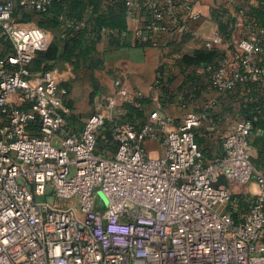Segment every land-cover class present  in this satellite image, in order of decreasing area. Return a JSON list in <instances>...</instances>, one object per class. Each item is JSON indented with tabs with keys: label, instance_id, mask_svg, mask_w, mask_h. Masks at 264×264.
Instances as JSON below:
<instances>
[{
	"label": "built area",
	"instance_id": "2783aa9c",
	"mask_svg": "<svg viewBox=\"0 0 264 264\" xmlns=\"http://www.w3.org/2000/svg\"><path fill=\"white\" fill-rule=\"evenodd\" d=\"M51 1L20 5L40 13ZM178 1L147 0L149 17L131 34L175 38L187 32L200 15L189 5L178 15ZM238 3L226 0L241 30L233 41L235 61L224 57L208 66L210 85L223 94L249 80L264 98V26L245 27L243 12L234 11ZM14 8L13 1L0 0V39L13 50L4 54L0 44V116L8 119L0 129V264H264V175L252 164L250 121L224 135L221 156L208 164L194 140L203 116L193 112L180 120L152 112L138 128L115 125L116 152H98L104 117L94 112L81 131L66 128V89L52 77L33 79L24 67L48 48L50 34L15 24ZM127 9L135 20V0ZM220 43L215 33L206 47ZM114 87L119 96L129 95L120 80ZM15 98L31 109L15 108ZM36 121L38 133L32 134L27 128ZM147 144H157L160 154L150 157ZM220 179L257 187L237 222L224 210L231 194L216 186ZM47 195L75 205H51Z\"/></svg>",
	"mask_w": 264,
	"mask_h": 264
},
{
	"label": "trees",
	"instance_id": "16d2710c",
	"mask_svg": "<svg viewBox=\"0 0 264 264\" xmlns=\"http://www.w3.org/2000/svg\"><path fill=\"white\" fill-rule=\"evenodd\" d=\"M15 3V8L12 14V20L15 24L35 25L38 28L50 34V42L45 51L37 52L33 58L24 64V67L33 76H40L50 73L54 70L57 64H66L73 69L85 67L90 73L95 70L102 69L104 60L100 51L99 44L103 39L106 40V50H117L125 48V36L130 33V19L127 16L128 0H52L50 7L45 12H34L26 10L20 5L21 0H10ZM147 0H135L136 4V23L135 29L140 28L143 21L148 19V11L146 9ZM226 0H221L215 4L211 10V18L216 22L218 30L225 41H231L230 33L232 28L228 30V25H235V18L229 12L228 7H225ZM238 4L234 7V11L243 12L245 27L262 28L264 26V5L261 2L264 0H238ZM177 14L182 15V10L186 5L183 1H178ZM225 17V18H224ZM71 23L68 27L67 24ZM133 29V30H135ZM53 32V35L52 33ZM152 33L143 32V35ZM264 43V37H263ZM2 51L4 54L13 52L9 41L0 39ZM136 48L145 49L148 47L145 43L135 42ZM224 53L216 47L207 48L201 45L198 49L189 54L179 55L173 66L176 67L181 76H184L181 87L178 93H172L174 77L169 76L165 82L162 78L165 72V65H159L155 69V79L153 87L160 92V97H167L166 102L172 103L174 98L181 93L178 99L182 104H190L197 107L200 115L203 116L200 127L194 130V140L200 150L205 164L211 163L214 159L222 154L223 140L219 138H211L215 136L214 130H208L209 124L215 122L225 123L228 119L239 118L240 120L250 121L252 125L251 145L256 151L258 168H254L264 175V98L261 95L260 86L257 83L246 80L238 83L233 89L219 95L214 99L210 106L207 100L203 98V94L209 91H214L210 85L207 67L213 65L216 60L223 59ZM264 63V54L261 57ZM68 93L66 85H63ZM126 97L132 99L131 104L123 105L126 117L124 122L119 124H131L135 127H140L147 120L145 116V106L147 97L136 94H129ZM13 106L18 109H31V103H23L14 99ZM235 110V111H234ZM136 120V122H131ZM8 119L5 116H0V129L4 124H7ZM208 124V127L206 126ZM115 125H111L109 121L105 122L104 130L99 136H96V142L104 143L103 146L113 150V156L117 150V144L112 138V129ZM76 117H67V129L71 131H81L83 124L77 128ZM32 134L38 133V122L30 124L27 128ZM101 129V128H100ZM251 138V137H250ZM1 139V136H0ZM98 145V144H97ZM105 148H102V151ZM229 185L225 180L220 179L216 186ZM246 185H241L242 190L237 195L230 192L231 198L227 203L225 212L235 222L247 213L254 197L243 189ZM260 242L264 244V232Z\"/></svg>",
	"mask_w": 264,
	"mask_h": 264
},
{
	"label": "rangeland",
	"instance_id": "374dc122",
	"mask_svg": "<svg viewBox=\"0 0 264 264\" xmlns=\"http://www.w3.org/2000/svg\"><path fill=\"white\" fill-rule=\"evenodd\" d=\"M50 33L53 35V32ZM237 38L239 39L240 37L238 36ZM99 51L102 57L107 56L111 58L102 69L95 70L93 73L88 72L83 66L82 68L73 69L71 66L66 64H57L52 72L43 75V78L52 77L56 79V81H58L62 86L66 85L68 93L64 99V104L69 111L67 117H76V124L78 126L77 128H79V126L84 123L85 119L94 112L102 114L105 122L109 121L111 125L126 121L123 119L126 117V114L122 107L125 104H131L133 101L129 97H121L117 94L114 87V81L119 79L122 80L121 82L127 88L129 94L133 95L139 93L143 97H147L146 99H148V101L145 106V116L152 112H156L158 114L169 115L177 120H180L187 113H200L199 110L196 109V106L193 107L189 103L182 104L180 102L178 96L181 97V93H179V95L174 98L172 103H167V97L163 96L161 98L159 90L153 87V81L155 79V70L153 69H156L159 65H165L166 73L164 75L166 76L162 78V81L165 82L169 76L174 77L176 80H174L172 86H170V91L174 94L178 93V89L181 87L182 81H184V76H181L180 71L174 67L173 64L175 59L181 54L170 57L171 53L167 51L168 53L166 54L161 53V56L159 54L158 58L156 49H147L146 51H143V63L135 65L114 61V58H117L119 55H116L114 51L106 50L104 47ZM166 57H168L169 60ZM163 59H165L166 62L162 63L161 61H163ZM121 69L123 71H121ZM32 77L33 79L40 78V76L34 75ZM149 87L151 88L149 89ZM169 104H171V106H169ZM131 122L138 123L136 120H131ZM225 123V127H230L231 125L235 124H231L230 120H228V122L226 121ZM3 126H5V124ZM103 127L104 126L98 130L97 136H99L104 130ZM224 134L225 133L223 132H219L217 134L215 133V136L213 135L212 137H209V139L211 140V138H213L212 140H214L215 137L221 139L222 141ZM252 139L253 136L250 138V146L253 150V163L255 167L258 168L259 164L257 161L256 151L251 145ZM97 144L98 150L105 148V151L108 152V154H112L113 150L110 146H108L109 148H106L103 146L104 143L98 142ZM146 148L150 157H156L160 154V149L157 144L146 145ZM230 192H234L236 195L239 193V191L234 187L230 189ZM97 195L98 199L105 206H107V199L102 194V192L99 191ZM45 201L51 205L55 204L60 207H69L75 205L74 199H56L52 195H47L45 197ZM259 245H261V243H259Z\"/></svg>",
	"mask_w": 264,
	"mask_h": 264
},
{
	"label": "crops",
	"instance_id": "0c3cea01",
	"mask_svg": "<svg viewBox=\"0 0 264 264\" xmlns=\"http://www.w3.org/2000/svg\"><path fill=\"white\" fill-rule=\"evenodd\" d=\"M179 1H183V5L191 6V8L200 15V19L198 21L189 23V28L187 32H184L180 36H177L175 38H172V36H168V35L145 34V35H142L141 38L136 39L131 33L134 31L133 29H135L136 27L135 24L137 23H136V20H130L129 25L132 31L125 36L126 47L117 49V50H111V51H114L116 55H119L117 56V58H114L115 59L114 61L116 62L118 61L119 63L125 62V63L135 64V65L141 64L144 61L143 51H146L147 49H150V50L156 49L158 58H159V54L161 56V53L166 54L168 52L171 53L170 57H174L175 55L178 56L179 54L181 55L189 54L193 52L194 50L198 49L201 45L206 46V42L212 39L214 37V34L217 33L221 38V43L218 46H216V48L221 50L224 53L225 57H227L233 63L236 57L235 49L233 46V41H237L240 39V38L239 39L237 38L238 36L239 37L241 36V30L239 29V27H237L236 24L233 27H232V24H229L228 30L232 28V31L230 33L231 41L230 42L225 41L218 30V26L216 22L213 21L211 18V10H212V7H214V0H179ZM220 1L221 0H215V4H218ZM224 3H225L224 4L225 7H228L230 11V7L226 5V2ZM136 41H138V43H145L148 47H146L145 49L136 48L134 47ZM103 47L106 48L105 39H103L102 43L99 44L98 50H100ZM110 58L111 57H107V56L103 57L104 65L107 62H109ZM158 58H157V62H158ZM166 58L169 60L168 57ZM161 62L163 63L166 61L165 59H163V61ZM121 71L123 70L121 69ZM154 78H155V73H154ZM119 80L122 81L121 79ZM150 88L151 87H149V89ZM219 95H223L222 96L223 98L226 97L224 94L217 93V92L214 93L213 91L208 90L206 93L203 94V98L207 100L206 104H209L211 106L214 102V99L216 97H219ZM169 106H171V104H169ZM228 120H230L231 124H234V123L236 124L237 122L241 121L239 118L238 119L231 118ZM209 125L210 126L208 130H214L216 134L219 132H223L226 134L234 126V125H231L230 127H225L226 123H221V122H215V123L211 122ZM206 126L208 127V124ZM227 186H228L227 188L229 191L233 187L236 188L239 192H241L242 190L241 186H236V185H231V184ZM243 190L251 194L250 196L252 197H254L255 193H257V187L255 183H250L249 185H246Z\"/></svg>",
	"mask_w": 264,
	"mask_h": 264
}]
</instances>
